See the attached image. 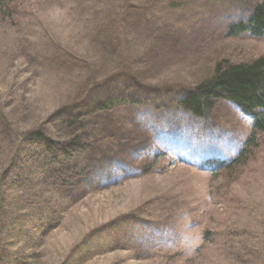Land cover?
<instances>
[{
    "label": "rangeland",
    "instance_id": "obj_1",
    "mask_svg": "<svg viewBox=\"0 0 264 264\" xmlns=\"http://www.w3.org/2000/svg\"><path fill=\"white\" fill-rule=\"evenodd\" d=\"M14 1L0 16V264H264V137L228 185L233 175L215 179L194 159L212 146L227 155L247 121L221 99L202 118L179 105L217 62L264 52L263 38L224 31L248 0L188 1L180 16L161 0ZM112 18L120 33L101 36ZM122 77L133 101L131 88L76 116L102 86L116 98ZM37 129L81 144L98 168L81 196L66 200L55 168L45 173Z\"/></svg>",
    "mask_w": 264,
    "mask_h": 264
},
{
    "label": "trees",
    "instance_id": "obj_2",
    "mask_svg": "<svg viewBox=\"0 0 264 264\" xmlns=\"http://www.w3.org/2000/svg\"><path fill=\"white\" fill-rule=\"evenodd\" d=\"M180 2H187L188 0H178ZM163 3L169 4V0H163ZM19 7L14 0H0V16L9 13L11 7ZM250 6V5H249ZM121 21L126 23L125 16H121ZM101 32H107L112 27L119 33L120 29L114 18L109 20L102 26ZM227 30L230 34H238L246 30L253 35L264 34V0L259 4H251L250 16L245 22L238 21L235 24H229ZM212 74L199 85L191 88V93L184 98L183 105L195 115H206L211 108L213 96H226V99L234 101L243 111H250L252 114V131L244 139L241 148L237 154L227 163L215 160L209 162L216 166L213 178L220 174L221 179L228 174L233 175L228 185L235 179L239 178L245 169L249 167L251 159L259 153L263 146L264 137V54L255 59L240 63H226L217 62L215 64ZM103 106V105H102ZM101 106V107H102ZM66 117V113L61 117ZM60 119V120H62ZM68 126L69 123H66ZM64 133V132H63ZM32 135L31 143L39 144L44 151L43 156L47 164L55 160L57 164L54 165L55 171L59 170L58 164L62 159L66 160L69 154H58L59 151L67 145L73 144L74 141L67 142L64 139L55 141L47 137V133L35 130L30 133ZM82 141V140H81ZM61 146V144H63ZM81 146V144H80ZM72 159L75 162V168H69L68 165L63 164L62 171L69 172L74 176L71 179L67 177H56L59 186H62L70 195H77L83 191V187L88 185V182L93 176H98L99 170L95 166L86 167V161L78 153V146L72 147ZM76 154V155H75ZM46 166V167H45ZM44 170L48 165L45 164ZM57 172V171H56ZM60 175V173H58ZM61 189V188H60ZM219 190V189H218ZM62 192V189H61ZM225 193V192H224Z\"/></svg>",
    "mask_w": 264,
    "mask_h": 264
},
{
    "label": "bare ground",
    "instance_id": "obj_3",
    "mask_svg": "<svg viewBox=\"0 0 264 264\" xmlns=\"http://www.w3.org/2000/svg\"><path fill=\"white\" fill-rule=\"evenodd\" d=\"M106 24V23H105ZM104 24V25H105ZM103 26V25H102ZM101 26V27H102ZM225 34L226 35H229L230 34V32L227 30L226 32H225ZM189 93H191V92H189ZM188 95V93H183L182 95H181V97L179 96V105H180V107L182 108V109H184V110H186V111H188L189 113H191L193 116H195V117H197V118H202V117H205L207 114H208V112H209V110H208V112H207V114L206 115H195L194 113H192L189 109H186L185 108V106L183 105V100H184V98L186 97ZM219 99H221V100H224V101H227V102H230V103H232V104H235L234 103V101H231V100H228V99H226V96H220V95H218V96H213L212 97V101H213V103L216 101V100H219ZM213 103H212V105H213ZM212 107V106H211ZM177 108H179V107H177ZM179 110L182 112V110L179 108ZM111 167H112V165H110Z\"/></svg>",
    "mask_w": 264,
    "mask_h": 264
}]
</instances>
